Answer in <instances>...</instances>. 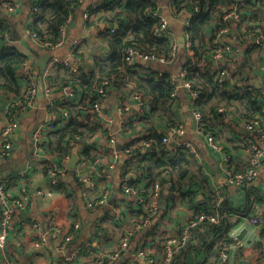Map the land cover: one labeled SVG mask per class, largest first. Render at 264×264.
Returning <instances> with one entry per match:
<instances>
[{
  "label": "crops",
  "instance_id": "1",
  "mask_svg": "<svg viewBox=\"0 0 264 264\" xmlns=\"http://www.w3.org/2000/svg\"><path fill=\"white\" fill-rule=\"evenodd\" d=\"M15 1L19 4L15 13L7 12L0 4V23L6 24L8 29L17 32L16 37L10 36L8 40L11 41L5 42L4 45L18 49L27 57V61L34 65L33 75L40 85V73L43 68L38 71L35 64L41 55L46 60L47 54L38 49L32 40L23 39V33L28 36V26L33 21L32 12L29 0ZM99 1L82 0L81 4L74 9L66 29L67 43L53 50L51 52L53 56L60 59H70L73 66L86 69L104 64L107 61L110 51L104 35H102V32L107 28V23L101 22V13L94 12L91 20L83 18L84 11ZM160 8L170 27L176 31L178 38L177 33L183 15H173L167 0L160 1ZM104 14L110 16L106 12ZM112 24L118 27L115 22ZM232 27L234 28V26ZM229 39L231 40V38ZM72 40H79L82 45L75 49V53L71 57L69 43ZM248 41H241L236 36H232V43L239 50V65L242 68L236 71L237 79L241 80L244 86L246 84L248 88L261 91L264 82V43L261 46H251V42ZM183 61L184 54L179 55L178 53L169 69L171 71L181 69L184 65ZM143 64L145 63L138 61L137 67L139 68V65ZM137 72L141 73L140 71ZM62 77L65 78L63 69H60L57 75L53 70L50 80L53 87L52 91L49 94H44L40 90L34 97L33 105L21 115L12 154L7 159L0 161V178L10 174L14 175L25 167L27 158L32 151L30 135L33 127L39 121L47 118V105L50 102H57L62 96L60 87L52 83V78L58 82ZM130 89L131 87L126 83L116 79L101 102V111L93 116V123L98 125L93 130L95 133H91V131L87 133L85 143L95 144L94 152L97 154H100L101 150L106 152L110 149L109 142L105 140V132L113 134L114 145L121 144L124 146L135 139L137 136L134 134L135 132L132 133L130 130L124 133L120 132L119 123L124 119H131V123L137 125L135 131L150 129L149 123L140 122L139 113L143 111L135 100L128 97ZM262 94L264 96V93ZM5 97L6 93L0 91V122L6 104ZM176 97L179 109L177 112L184 129L181 139L193 144L200 153L198 164L201 168L192 166L193 177L198 175L196 178H204V182L200 184V187H203L202 191L205 189L207 193H213L214 187L222 189L230 207L241 210L239 216H232L225 221L224 227L227 230L225 235L231 245L229 250L230 264H254L263 256L262 246L259 248L262 229L251 225L246 217L249 214L256 215L264 210V170L260 171L255 183L246 189L229 184L222 169L221 155L208 148L204 139L197 135L194 130V124L188 111L190 107L189 96L183 91H178ZM121 103L130 104V109L126 113L122 112ZM184 113L189 116L185 117ZM164 127L165 125L160 124L156 131L158 133L164 131ZM220 128L222 136L219 137V140L226 144L231 151L232 160L229 165L235 170L241 169L242 166L240 161L241 149L238 151L237 147H241L246 139L252 137L254 142L264 148V140L252 134H241L239 127L235 126L229 118L224 119ZM140 133L142 132L140 131ZM80 144L81 142L72 141L69 145L68 156L62 158L50 156L45 147V156L40 159V162H37L32 169L27 171L26 177L16 179V182L7 188L10 195L16 194L22 186H28L32 189L49 188L53 192L50 196L32 194L29 203L23 210L14 207L12 223L7 233L6 253L8 258L15 260L18 264H91L104 251L117 250L119 240L124 236L125 231L132 229L139 223L137 212L139 206L134 203L133 197L122 192V186L125 181L134 182L137 180L136 183H140L142 189L146 191L149 180L143 178L137 168L143 163L140 162L139 164L138 157H133L132 152H124L125 148L120 151L114 148L118 151L114 166L112 168L100 166L94 175L97 184L105 186L109 190L107 202L97 208L89 209L86 206L84 194L88 188L87 184L79 182L75 176L77 162L74 169L69 167L72 155L79 157ZM166 147L172 157H178L177 153L180 149L177 148L174 140L166 143ZM42 162H54L64 169L63 174L59 175L60 189L50 188L49 175L42 169L40 164ZM126 171L129 172L128 175L125 174ZM200 173L202 176L199 175ZM200 187L193 186L195 194L192 199L179 198L177 195L178 197L170 203L166 202V191H163L160 204L164 203L166 208H160L158 215L151 220L147 227H140L130 235L127 248L120 252L117 259H106L104 264H146L136 255L143 243L148 244L155 255H159L163 250L165 241L168 238L177 237L181 226L193 214L194 208H199L204 202V195L200 193ZM52 218L59 226L66 228H69L74 222L79 224L75 236L67 244L60 245L59 238L49 230ZM213 228L211 224L204 223L191 230L184 248L174 253L171 264H215L216 251L214 246H209V244L220 239H218L219 234L216 235ZM240 234H242V238L238 239ZM38 235L45 239L40 246L36 245ZM77 251H79L78 256L72 257L73 253ZM70 257H72L71 260Z\"/></svg>",
  "mask_w": 264,
  "mask_h": 264
},
{
  "label": "trees",
  "instance_id": "2",
  "mask_svg": "<svg viewBox=\"0 0 264 264\" xmlns=\"http://www.w3.org/2000/svg\"><path fill=\"white\" fill-rule=\"evenodd\" d=\"M160 1H99V7L94 12H106L110 14V16L101 14V18L115 22L118 25L113 33H109L108 30L102 32L110 51L107 61L104 64L95 65L89 69L81 67L79 68L80 72L78 75L70 74L68 68L59 67L55 69L56 75L60 69H63L65 78L62 77L58 82L52 78V83L56 86L66 83L74 84L79 90L80 99L76 104L67 107L68 118L65 124L51 130L45 136V147L50 156L65 157L69 153L70 143L78 141L81 142L80 154L88 156L91 160L94 159L97 155L94 152L95 144L85 143V140L87 133L90 131L91 133H95L93 130L98 125L92 121L95 113L91 109V104L96 94V86L102 78L110 76H113L115 79L113 83L116 79H120L123 83L127 81L132 83L133 87L130 90H134L140 94L150 104L148 111L139 113L140 122L149 123L150 129L146 131L140 130L142 132L140 133V131H135L137 125L130 122V124L125 126L126 129L120 132L124 133L130 130L137 135L130 143H126L123 149L135 142L141 143L145 140H150L148 148L144 149L143 146H140L132 151L133 157H141L138 159V163L142 162L143 165L140 164L137 168L142 177L149 180L146 191L142 190L139 193L145 203L151 197L152 183L155 181H158L161 185V194L163 191H166V202L168 203L178 196L179 198L192 199L195 194L193 186L197 185L199 188L200 184L204 182V178H196L198 175L193 177L191 171L194 165L195 167L198 166L199 169L201 168L198 164L199 161L189 152L182 150H179V153H177V158L172 157L169 149L166 147V143L162 140L164 136L168 135L171 128L182 125L177 112L179 109L176 93L172 96V93L177 91V87L172 79L171 70L169 68L162 69L160 75L156 73V70L149 67L146 69L147 74L139 73L127 67L123 72L120 70L123 66L122 52L128 45L139 47L165 58L170 57V40L153 34L157 20L153 16L152 11L157 6H160ZM167 1L170 9L179 11L185 8L192 12L185 33L187 35L186 39L191 43L194 58H189L186 61L184 56V65L181 68L185 72L184 80L189 81L192 89L198 92V97L190 102V107L202 115L199 125L200 130L203 133H211L222 144V152L232 160L231 151H229L228 146L219 140V137L222 136L220 125L224 123V119L229 118L237 127L255 119H258L260 124H264V96L261 91L249 88L244 94L230 93L226 91L228 82L219 81L211 73L213 67L212 54L214 51V46L211 42L215 32L220 28V23L215 21L232 0ZM244 2L250 7L253 5L252 0H245ZM259 2L260 6L256 9L250 8L249 13L253 21L261 25V23H264V0H260ZM194 3L199 7L197 11H194ZM29 4L30 8L36 7L38 12L28 26V31L34 33L41 40H55L58 36L59 26L73 14L74 9L79 5V0H29ZM16 35L17 32L15 30H10L6 24L0 23V91L5 92L6 95L14 94L18 96L23 85V78L18 76L16 71L27 60V57L18 49L4 45L6 36L15 38ZM181 53L183 55V52ZM220 66L231 69L227 64H220ZM140 68L144 69L143 66H140ZM232 69L236 75L235 72L242 68L236 64L232 66ZM129 86L131 87V85ZM222 107L224 110L220 111ZM58 121V119H53L54 123ZM160 124L165 125V130L158 133L156 129ZM105 140L107 141L106 138ZM240 149H242V146L237 147L238 151ZM103 152L101 150L100 154L103 155ZM229 161L227 164L231 168ZM40 164L46 174L49 175V172L52 170V164L50 162H42ZM241 170L242 166L241 169L235 171ZM127 173L128 171L125 172V174ZM199 175L202 176V173ZM193 179L195 180L192 181ZM57 180L59 181V175L57 176ZM136 182L137 180L134 182L129 181L128 183ZM60 185L61 182L59 181L54 188L60 189ZM202 188L200 187V193L204 195V202L199 208H194L193 214L205 212L223 214L228 217L230 214L240 213V209L230 207L228 200L219 201L213 191V193H207L205 189L202 191ZM137 212L139 222L146 214H144L140 207ZM227 217L221 220L220 224H211V226L214 227V233L216 235L219 234L218 239H224L229 242L228 237L225 235L227 230L224 227L225 221L228 220H225ZM213 244L210 243L209 246ZM263 244L264 229L261 232L259 248ZM263 258L264 253L261 259Z\"/></svg>",
  "mask_w": 264,
  "mask_h": 264
},
{
  "label": "built area",
  "instance_id": "3",
  "mask_svg": "<svg viewBox=\"0 0 264 264\" xmlns=\"http://www.w3.org/2000/svg\"><path fill=\"white\" fill-rule=\"evenodd\" d=\"M82 0H79V5ZM245 0H232V2L227 5L220 17L215 21L220 23V28L215 32L214 38L212 39V44L214 46V51L212 54L213 67L211 73L219 81H226L228 85L226 86V91L235 94H244L249 88L242 84L241 80H238L237 73L236 75L233 72V69H227L221 67L220 64H227L230 67L233 65H239V50L232 43V36H236L237 39L241 41H248L251 46H261L264 43V23H256L253 21L251 14L249 13L250 8L256 9L260 6V0H252L253 5L250 7L247 5ZM0 4L3 8L6 9L9 13H15L19 8V4L14 0H0ZM78 5V6H79ZM195 10L199 9L198 5L194 3ZM99 7V2L90 6L83 13L84 19L92 18V14ZM264 8V6H263ZM170 9V8H169ZM173 15H180L185 17V20L182 24V32L184 36V42L181 45L182 52L185 56L186 61L189 58H194V53L191 49V43L186 39L187 35L185 29L189 25V18L192 15V12L188 9L182 8L179 11L176 9H170ZM33 20L36 17L38 9L36 7L31 8ZM101 14H104V12ZM153 16L156 18L157 23L154 26L153 34L155 36H162L170 40L171 42V53L169 58L164 56L157 55L153 52L145 51L139 47L128 45L124 48L122 52L123 66L120 68L121 72L125 68H131V70L140 71L143 74H147V68L156 70V73L160 75L162 69L169 68L173 61L176 59V56L179 52V45L177 43L176 31L170 27L169 22L164 14L161 12L160 6H157L152 11ZM72 16V15H71ZM71 16L67 18L59 26L58 36L55 40H41L37 38L34 33L27 32V35L30 37V40L36 45V47L42 51L52 52L53 50L65 45L67 43V33L66 29L68 23L71 20ZM89 21V20H88ZM107 23V28L109 33H113L114 29L117 28L113 26L112 21L101 18V22ZM112 24V25H111ZM117 26V24H116ZM234 26V28L232 27ZM234 31V32H233ZM5 42L11 41L8 40V36L5 37ZM231 38V40L229 39ZM82 43L79 40H72L69 43V53L72 57L75 53V49L81 47ZM138 61L145 64L139 65L143 66L142 68H137ZM63 67L68 68V71L72 75H78L80 72V67L73 66L70 59H60L56 56L49 58L46 63V66L41 70L40 80L41 84L38 85L36 79L33 75L34 65L29 61L23 62L20 67L17 69L16 73L18 76L23 78V85L18 96L14 94L6 95L5 100L6 104L2 111V118L0 122V161L7 159L11 154L14 148V139L17 130L19 129V121L21 115L33 105L35 95L41 90L44 94H49L52 91L51 86V77L53 70ZM172 72V79L176 84V80H181L180 88L183 89L189 98L190 102L198 97V92L192 89V85L189 81L184 80L185 72L184 70L179 69L177 77L174 76L175 71ZM114 77L102 78L96 86V94L92 101V111L98 114L101 111V102L104 97L107 95L109 87L113 84ZM126 85L133 84L129 81L126 82ZM237 85V87H234ZM61 89L62 96L57 102H50L47 105L48 116L46 119L39 121L32 129L30 135V142L32 146V151L27 158V163L25 167L16 172V174H10L4 178H0V264H18L15 260L8 258L6 251V239L7 233L12 223V216L14 213V207L20 210L26 208L27 204L30 201L32 194L39 196H50L52 195L51 189H39V188H30L28 186H22L19 188L16 194L10 195L7 192V188L16 182L18 178H24L27 175V171L33 168V165H36L37 162H40V159L45 156V136L51 130L56 129L57 127L64 125L66 119L68 118L67 107L74 105L78 102L79 99V90L74 84L66 83L59 86ZM177 91L172 93V96H177L179 87L176 85ZM261 93H264V82L263 89ZM78 97V99H77ZM130 99L135 100V102L141 107L142 111H148L150 104L148 101L144 100L140 94L134 90H130L128 96ZM122 112L126 113L130 109V104L121 103ZM224 108H220V111H223ZM189 114L192 118L194 124V130L197 135H200L208 148L212 151L221 155V160L223 162L222 169L224 171V176L226 181L229 184L238 186L239 188H248L252 186L260 171L264 170V148L254 142L251 138L246 139L242 143V149L240 153V161L242 164L241 171H235L232 168L228 167L227 162L230 160L228 155H225L222 150L223 146L219 143L215 137L207 132L203 133L200 130V122L202 115L200 112L195 110L192 107H189ZM53 119H58L57 123L53 122ZM132 122L131 119H124L119 123L120 131L126 129V125ZM239 128H244L248 134L259 137L264 140V124H260L258 119L244 123L239 126ZM98 130V129H97ZM107 141L114 144V136L110 132L104 133ZM169 135L162 138L164 143H169L171 140L177 145L182 151H187L192 154L197 160L200 157L199 150L190 142L182 140L181 136L184 134L183 125L171 128ZM143 146V148H148L150 146V140H145L141 143L135 142L134 144L125 148L124 152L131 153L134 149ZM143 151V150H142ZM68 155H66L67 157ZM118 156V151L114 148H110L106 152L97 154L94 159H90L88 156L79 154L77 165L75 166V176L81 183L87 184V190L85 194V203L89 209H94L99 206L104 205L107 202L109 190L107 187L98 185L97 180L95 179V171L100 166H108L112 168L114 162ZM47 158V157H46ZM141 157H138V159ZM229 159V160H228ZM199 161V160H198ZM231 161V160H230ZM229 161V162H230ZM52 164V170L49 172V184L50 188H54L57 183V176L63 174L64 169L57 163L50 162ZM40 168V167H38ZM129 172L127 173V175ZM168 184V183H167ZM142 185L140 183H128L124 182L122 186V192L130 197L134 198V203L138 205L146 214L139 223L132 229L126 230L124 236L119 240V248L115 251H104L99 255L95 261L91 264H104V260H115L120 255V252L127 248L129 244L130 235L139 229L140 227H147L151 220L158 215L160 212V195H161V185L158 181L152 183V194L148 202L145 203L144 199L139 195L142 192ZM215 196L219 201L225 199V195L219 187H214L213 190ZM140 204V205H139ZM264 205V204H263ZM232 216H239V214H211L205 212H198L196 214H191L184 224L180 228V233L177 237L168 238L163 246V251L159 255H155L152 249L148 244L143 243L140 248L137 250V257L142 259L146 264H171L173 255L176 251L184 248L188 236L191 230L195 229L200 224H220L221 220L227 217L225 220ZM247 221L257 227L264 229V210L258 212V214H249L246 217ZM224 220V221H225ZM35 227L39 228L36 224H33ZM79 228V224L74 222L70 225L69 228L64 226H59L55 219L50 220L49 230L54 232L59 238L60 245L67 244L75 236L76 231ZM44 238L41 235H38V241L36 245L40 246L44 242ZM214 248L216 251V263L215 264H230V243L224 239L214 242ZM261 252L264 253V244L261 248ZM79 251L74 252L72 257H77ZM70 257L69 259L71 260ZM254 264H264V258L259 262H254Z\"/></svg>",
  "mask_w": 264,
  "mask_h": 264
},
{
  "label": "water",
  "instance_id": "4",
  "mask_svg": "<svg viewBox=\"0 0 264 264\" xmlns=\"http://www.w3.org/2000/svg\"><path fill=\"white\" fill-rule=\"evenodd\" d=\"M184 20H185V17H181V26L178 29V33H177L178 34L177 43H178L179 49H180L179 50V52H180L179 55H182V53H181L182 52L181 45L184 42V36H183V32H182V24H183ZM22 36H23V39H25V40L26 39H28V40L30 39V37L29 36H26L24 33L22 34ZM44 53L47 54L46 60L41 55V57L38 59V61L35 64V66L37 67L38 71L41 70L42 68H44L46 66V63H47L48 59L50 57H52L51 52L48 53V51H44ZM175 68H177V67H175ZM177 75H178V69H176V71L174 72V76L177 77ZM176 85L179 87V91H183V89L180 88L181 80H176ZM184 116L185 117H188L189 115L187 113H184ZM239 131H240L241 134H247L248 133L244 128H239ZM109 147L110 148H116L119 151L123 149V146L121 144L114 145V144L110 143L109 144ZM77 160H78V156L77 155H72V157H71V164L69 165V167L71 169H74V166L76 165ZM160 208L161 209H165L166 208V205L164 203H162V204H160ZM237 238L238 239H241L242 238V234H240Z\"/></svg>",
  "mask_w": 264,
  "mask_h": 264
},
{
  "label": "rangeland",
  "instance_id": "5",
  "mask_svg": "<svg viewBox=\"0 0 264 264\" xmlns=\"http://www.w3.org/2000/svg\"><path fill=\"white\" fill-rule=\"evenodd\" d=\"M221 240V239H220ZM218 241V240H217ZM214 245V244H213Z\"/></svg>",
  "mask_w": 264,
  "mask_h": 264
}]
</instances>
